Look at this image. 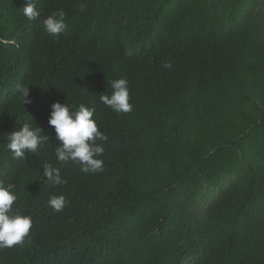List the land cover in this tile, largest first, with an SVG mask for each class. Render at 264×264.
<instances>
[{
    "label": "trees",
    "instance_id": "obj_1",
    "mask_svg": "<svg viewBox=\"0 0 264 264\" xmlns=\"http://www.w3.org/2000/svg\"><path fill=\"white\" fill-rule=\"evenodd\" d=\"M27 3L0 0V181L33 226L0 264H264V0H39L36 20ZM58 10L54 37L42 22ZM120 78L129 113L100 101ZM56 102L95 107L102 172L56 159ZM24 123L48 144L13 158Z\"/></svg>",
    "mask_w": 264,
    "mask_h": 264
},
{
    "label": "clouds",
    "instance_id": "obj_2",
    "mask_svg": "<svg viewBox=\"0 0 264 264\" xmlns=\"http://www.w3.org/2000/svg\"><path fill=\"white\" fill-rule=\"evenodd\" d=\"M39 0H28L22 10L28 20H36L41 12L37 8ZM86 12V4L81 3L78 9ZM66 13L58 10L43 20V29L50 36L58 37L67 30L65 23ZM163 68L171 69L172 63L165 61ZM112 94L100 95V101L117 113H129L133 109L130 103V91L128 81L120 78L111 82ZM23 104L31 103L29 87L18 86ZM52 111L48 124L54 127L57 139L62 143L55 148L56 159L60 162L69 161L80 166L84 173H97L104 170L102 156L105 148L103 143L108 140L106 134L98 128L97 121L93 119L95 107L80 104L78 109H73L68 104L59 102L52 104ZM49 138L42 134V129L37 125L31 126L24 123L19 130H14L8 135L7 149L13 154V158L25 159L26 151L29 154L37 153L40 148L48 144ZM44 176L51 186L63 185L66 181L62 178L60 168L53 167L50 163L44 164ZM15 184L0 181V249L12 248L23 245L29 236L33 226V219L29 215H21L13 205L18 200L14 191ZM48 206L55 212L63 211L66 198L64 195H52L48 200Z\"/></svg>",
    "mask_w": 264,
    "mask_h": 264
}]
</instances>
